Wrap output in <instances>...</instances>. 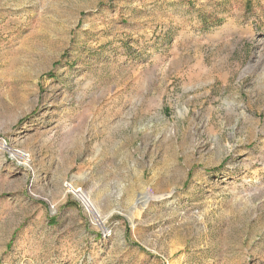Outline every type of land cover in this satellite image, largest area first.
Segmentation results:
<instances>
[{"label":"rangeland","instance_id":"rangeland-1","mask_svg":"<svg viewBox=\"0 0 264 264\" xmlns=\"http://www.w3.org/2000/svg\"><path fill=\"white\" fill-rule=\"evenodd\" d=\"M0 264H264V0H0Z\"/></svg>","mask_w":264,"mask_h":264},{"label":"built area","instance_id":"built-area-1","mask_svg":"<svg viewBox=\"0 0 264 264\" xmlns=\"http://www.w3.org/2000/svg\"><path fill=\"white\" fill-rule=\"evenodd\" d=\"M68 189L70 192L77 196V198L81 201L82 205L86 207V209H88L93 214L96 213V210L92 205L90 198L84 192H81V190L75 189L70 185H68Z\"/></svg>","mask_w":264,"mask_h":264}]
</instances>
